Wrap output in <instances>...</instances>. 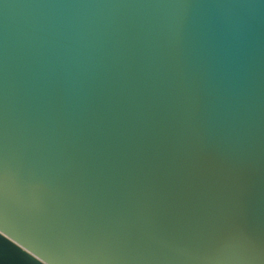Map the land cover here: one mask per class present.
Returning a JSON list of instances; mask_svg holds the SVG:
<instances>
[{
  "label": "water",
  "instance_id": "water-1",
  "mask_svg": "<svg viewBox=\"0 0 264 264\" xmlns=\"http://www.w3.org/2000/svg\"><path fill=\"white\" fill-rule=\"evenodd\" d=\"M0 264H264V0H0Z\"/></svg>",
  "mask_w": 264,
  "mask_h": 264
}]
</instances>
